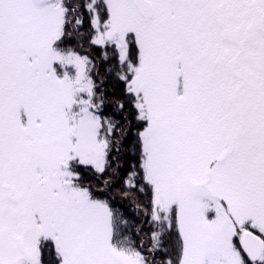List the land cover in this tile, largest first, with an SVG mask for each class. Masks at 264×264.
Masks as SVG:
<instances>
[{"label":"snow or ice","instance_id":"6c2138e0","mask_svg":"<svg viewBox=\"0 0 264 264\" xmlns=\"http://www.w3.org/2000/svg\"><path fill=\"white\" fill-rule=\"evenodd\" d=\"M0 264H264V0H0Z\"/></svg>","mask_w":264,"mask_h":264}]
</instances>
